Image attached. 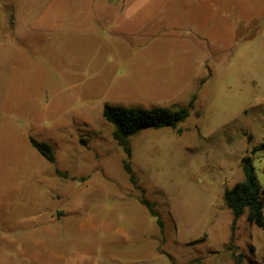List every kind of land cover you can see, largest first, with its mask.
Masks as SVG:
<instances>
[{"label":"rangeland","instance_id":"obj_1","mask_svg":"<svg viewBox=\"0 0 264 264\" xmlns=\"http://www.w3.org/2000/svg\"><path fill=\"white\" fill-rule=\"evenodd\" d=\"M193 97L130 156L103 116ZM263 137L264 0H0V264H264L223 197Z\"/></svg>","mask_w":264,"mask_h":264},{"label":"trees","instance_id":"obj_2","mask_svg":"<svg viewBox=\"0 0 264 264\" xmlns=\"http://www.w3.org/2000/svg\"><path fill=\"white\" fill-rule=\"evenodd\" d=\"M194 100L195 97L190 100L187 106H181L177 109L168 107H127L105 103L103 116L114 125L113 138L130 156L132 148L128 138L131 135L148 127L170 126L176 128L179 122L185 121L190 115V108ZM181 130L179 128L178 132H181ZM31 142L46 159L51 162L55 161L54 152L47 142L35 138H32ZM259 146L263 147L264 143L254 146L251 152L253 153ZM241 166L244 178L233 186L226 188L223 194L225 204L233 214L232 229L235 228L238 218L245 212L246 208H248V220L264 227V186L257 180L251 154H245L241 157ZM125 169L130 174V180L134 182L135 177L128 162H125ZM141 202L149 208L153 215H157L148 200L143 199ZM157 221L162 227V220L158 218Z\"/></svg>","mask_w":264,"mask_h":264},{"label":"water","instance_id":"obj_3","mask_svg":"<svg viewBox=\"0 0 264 264\" xmlns=\"http://www.w3.org/2000/svg\"><path fill=\"white\" fill-rule=\"evenodd\" d=\"M263 143H264V137H263Z\"/></svg>","mask_w":264,"mask_h":264}]
</instances>
